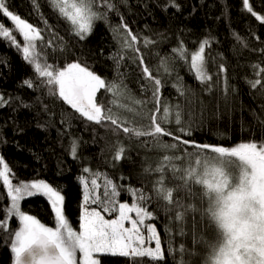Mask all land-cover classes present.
I'll return each mask as SVG.
<instances>
[{
	"label": "trees",
	"instance_id": "trees-1",
	"mask_svg": "<svg viewBox=\"0 0 264 264\" xmlns=\"http://www.w3.org/2000/svg\"><path fill=\"white\" fill-rule=\"evenodd\" d=\"M111 2L115 7L107 11V21H95L91 34L80 40L50 0H35V5L33 0H6L11 11L43 29L45 41H51L50 46L42 49L49 62L55 61L58 66L80 62L107 81L122 80L134 99L104 97L105 106H111L120 117L122 126L115 131L116 126L108 122L107 127L85 122L68 105L48 95L46 88H28L24 81L35 80L32 67L24 61L21 52L0 38V95L9 101L0 107V155L16 177L14 184L43 180L60 190L65 197V219L77 231L84 207L79 177L89 175L83 173L85 167L101 174L97 194L102 199L107 178L120 193L117 204L141 203L153 213L156 219L146 221L140 228L143 231L149 223L155 224L164 250L162 261L94 254L101 264H211L209 261L221 255L218 251L223 249L225 235L214 219L211 194L200 180L206 178L209 160L231 154L181 141L227 148L240 143H264V87L252 89L247 83L260 78L264 84V74L257 77V69L253 67L264 66V51H259L264 49V25L247 13L242 0H175L179 11L173 7L165 10L169 0ZM250 3L255 11L264 14V0H250ZM97 10L104 12L105 8ZM121 17L133 33L155 41L143 47L141 39L140 52L153 75L162 81L161 110L165 103L171 109L170 122L163 127L179 139L136 138L122 130L123 126L147 125V117H135L134 111L151 113L155 104L150 89L142 87L147 82L142 78L139 61L129 59L133 53H126L118 69L110 58L119 48L112 27L120 23ZM0 22L11 27L2 15ZM234 34L245 38L249 46L242 47ZM205 38L212 40L206 48L208 71L213 76L211 91L172 52L183 42L190 59V54ZM17 39L22 42L18 35ZM165 58L169 70L161 64ZM220 65L226 73H220ZM177 77L185 89L183 96L173 87ZM101 93L97 94L98 99ZM16 97L29 107L21 106ZM113 99L115 103H110ZM134 100L146 103L139 105ZM177 111L181 118L179 125L175 123ZM157 118H161L160 114ZM181 128L191 135L180 132ZM73 140L78 141L75 159L71 155ZM164 144L175 146L164 148ZM120 145L125 151L117 161L114 157ZM141 192L149 199L139 201ZM8 207L10 199L0 182V217L5 216ZM20 207L45 227L56 228L55 214L46 198L26 197ZM89 207L100 210L107 219L116 217L115 213H104L99 205ZM19 227V220L13 216L7 219L6 228H0V264H14L11 242ZM80 259L77 251L76 264H80Z\"/></svg>",
	"mask_w": 264,
	"mask_h": 264
},
{
	"label": "snow or ice",
	"instance_id": "snow-or-ice-1",
	"mask_svg": "<svg viewBox=\"0 0 264 264\" xmlns=\"http://www.w3.org/2000/svg\"><path fill=\"white\" fill-rule=\"evenodd\" d=\"M35 5V0H33ZM51 5L56 9L61 17H63L71 26L75 36L80 40H85L93 30L94 22L100 19L107 21V11L114 9L115 5L111 0H50ZM243 8L260 24L264 25V14H259L254 10L250 0H242ZM104 7L105 11L100 12L97 9ZM167 7H173L177 11L180 6L175 0H169ZM0 15L5 17L11 27L0 22V38L7 41L11 46L22 54V58L29 66L32 67L35 80L32 78L24 81L28 88L39 90L46 88L47 94L54 96L68 105L75 113L79 114L85 122H92L96 125L107 127V123L116 126L113 131L119 129L122 125L119 122L120 117L113 112L111 106H105L104 97H121L125 99H134L127 88V85L120 81H107L100 75L91 71L87 65L80 62H70L63 66H58L55 61L49 62L47 53L42 51L51 45V41H45L42 35L43 29L35 26L19 14H15L7 6L6 0H0ZM46 27L47 21H44ZM112 32L119 45L118 51L110 57L115 61L117 69L124 61L128 51L133 53L129 57L133 62L139 61L142 71V78L147 82L142 87L149 88L151 91V99L154 101L155 108L151 113H145L142 110L134 111L135 117L141 119L147 117L148 124L144 126H123L122 130L125 134L131 133L136 138L153 137L159 140L161 136L173 137V133L168 131L164 124L170 122L169 116L171 109L164 104L161 110V87L160 78L153 75V71L144 63V57L140 52V44L142 39L143 47H148L155 43L148 37L141 38L138 34L133 33L129 24L124 22L123 17L120 23L112 27ZM17 35L22 42L17 39ZM238 43L242 47L247 48L249 45L245 38L234 34ZM212 40L205 38L199 45L197 50L190 54L184 47L183 42L178 48L172 49L176 58L188 64L189 70L194 78L202 85H207V91L212 90L213 76L208 71V57L206 56V48L210 47ZM264 51V49H259ZM161 64L168 69V59L165 58ZM257 69L256 76L261 77L264 74V66L256 64L253 66ZM220 73H226L223 65L219 66ZM177 77V83L173 87L183 96L185 89ZM38 81L39 83H36ZM252 89L257 86L264 87L260 78L247 80ZM225 92H227V80L224 81ZM101 90L103 92L101 93ZM101 93L99 99L97 94ZM20 100V97H16ZM136 104L143 105L146 102L134 100ZM9 103L3 95H0V107H4ZM115 103V99L110 101ZM23 107H29L20 100ZM125 107L124 105H120ZM46 110V109H45ZM160 114L161 118H157ZM128 122L125 121V125ZM175 123L181 124L179 111L175 114ZM180 132L185 135H191L190 131L184 128ZM179 139V137H173ZM185 145L193 147H204L218 152H228L238 156L246 161L256 173H264V143L248 142L240 143L236 147L227 148L219 146H211L208 144H199L189 140H182ZM166 147H174L175 145H162ZM78 148V141L73 140L71 146V155L75 159ZM125 149L123 145L118 146L114 159L119 161L123 158ZM149 169H146L148 171ZM158 172V170L156 169ZM83 173L79 181L83 188V215L80 224L81 233L77 234L69 226L64 215L65 197L61 191L51 184L36 180L31 182L19 181L13 183L16 179L12 173V169L0 155V182L6 189L7 197L10 199V207L7 208L5 216L0 217V228L7 227V219L16 217L19 220L20 227L14 233V239L11 242V252L14 254V264H76V252L82 254V264H101L99 259L94 258V254H107L111 256L129 257H148L152 261H162L164 259V250L160 233L155 224H148L142 231L140 225H145L146 221H154L156 217L149 212L141 203L120 202L117 204V197L120 195L117 186L111 180L105 178V188L103 192L104 199L97 194L100 188L98 184L99 172L92 173L88 167L83 168ZM155 190V186H154ZM135 196V190H132ZM26 197H42L46 198L50 204L51 210L55 214L57 226L55 229L45 227L39 220L31 215L21 211L20 203ZM139 201L149 199L143 192L139 194ZM90 205H99L104 213L116 214V218L105 219L101 215V211L95 208L90 209ZM135 215V218L133 216ZM129 225L126 227L125 225ZM145 232L147 235H145ZM154 242V247L151 245ZM28 253L30 259L24 261L23 257ZM142 264V262H141Z\"/></svg>",
	"mask_w": 264,
	"mask_h": 264
},
{
	"label": "rangeland",
	"instance_id": "rangeland-1",
	"mask_svg": "<svg viewBox=\"0 0 264 264\" xmlns=\"http://www.w3.org/2000/svg\"><path fill=\"white\" fill-rule=\"evenodd\" d=\"M209 175L218 176L220 179L226 178L228 190L242 187L250 205V208L246 209L244 213L245 223L234 225L230 233L221 229L225 235L223 249L218 251L221 255L215 256L214 261L209 262L211 264H264V229L259 227L260 219L264 218V173H256L246 161L231 154L228 157L220 155L209 160L205 176ZM209 193L215 213V196L212 192ZM83 210L84 207L82 215ZM133 216L135 218L134 214ZM105 219L107 218L105 217ZM250 223L256 224L257 227H250ZM71 228L77 234L82 231L81 228L79 231ZM151 246L154 247V242ZM130 256L133 255L130 254ZM80 264H82V254Z\"/></svg>",
	"mask_w": 264,
	"mask_h": 264
},
{
	"label": "clouds",
	"instance_id": "clouds-1",
	"mask_svg": "<svg viewBox=\"0 0 264 264\" xmlns=\"http://www.w3.org/2000/svg\"><path fill=\"white\" fill-rule=\"evenodd\" d=\"M206 191L212 192L215 196V216L218 226L226 232H231L234 225L245 223L244 213L250 208L247 194L243 188L228 190L227 179H220L218 176L208 177L200 180ZM250 227L257 225L250 223ZM259 227L264 229V218L260 219Z\"/></svg>",
	"mask_w": 264,
	"mask_h": 264
},
{
	"label": "water",
	"instance_id": "water-1",
	"mask_svg": "<svg viewBox=\"0 0 264 264\" xmlns=\"http://www.w3.org/2000/svg\"><path fill=\"white\" fill-rule=\"evenodd\" d=\"M30 259L28 253H25L24 257H23V260L24 261H28Z\"/></svg>",
	"mask_w": 264,
	"mask_h": 264
}]
</instances>
